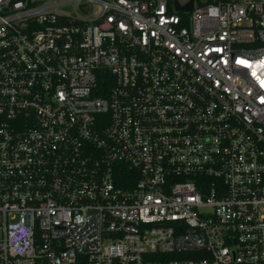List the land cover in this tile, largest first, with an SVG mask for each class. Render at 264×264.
<instances>
[{"label":"built area","instance_id":"obj_1","mask_svg":"<svg viewBox=\"0 0 264 264\" xmlns=\"http://www.w3.org/2000/svg\"><path fill=\"white\" fill-rule=\"evenodd\" d=\"M0 264H264V0H0Z\"/></svg>","mask_w":264,"mask_h":264},{"label":"water","instance_id":"obj_2","mask_svg":"<svg viewBox=\"0 0 264 264\" xmlns=\"http://www.w3.org/2000/svg\"><path fill=\"white\" fill-rule=\"evenodd\" d=\"M193 2H194V0H189L186 4L180 5L177 2V0H174V3L176 5V8H178L180 10H192V8H193Z\"/></svg>","mask_w":264,"mask_h":264},{"label":"trees","instance_id":"obj_3","mask_svg":"<svg viewBox=\"0 0 264 264\" xmlns=\"http://www.w3.org/2000/svg\"><path fill=\"white\" fill-rule=\"evenodd\" d=\"M102 86H103V88H104V91H106L107 88H108V87H107V84H106V83H103Z\"/></svg>","mask_w":264,"mask_h":264},{"label":"rangeland","instance_id":"obj_4","mask_svg":"<svg viewBox=\"0 0 264 264\" xmlns=\"http://www.w3.org/2000/svg\"><path fill=\"white\" fill-rule=\"evenodd\" d=\"M181 2H183L184 0H180Z\"/></svg>","mask_w":264,"mask_h":264}]
</instances>
